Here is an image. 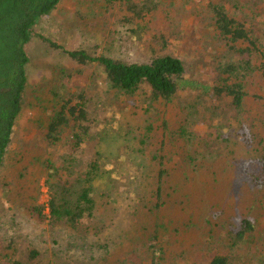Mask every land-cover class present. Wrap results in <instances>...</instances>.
Wrapping results in <instances>:
<instances>
[{
    "label": "trees",
    "instance_id": "1",
    "mask_svg": "<svg viewBox=\"0 0 264 264\" xmlns=\"http://www.w3.org/2000/svg\"><path fill=\"white\" fill-rule=\"evenodd\" d=\"M64 1L0 0V175L7 169L19 119L27 106L42 110L33 133L45 145L46 152L53 149L50 155L54 156L59 153V147L63 150L67 147L66 152L56 159L50 157L42 161L30 154L33 161L23 166L30 176V169L40 165L41 178L48 189L46 204L35 205L34 199H24L18 188L10 183L3 185L4 198L12 197L18 209L31 214L29 216L34 217L37 224L45 226L53 239L62 234L69 236L68 245L77 249L80 259L70 262L73 248L59 249L56 256L62 264H87L89 259L98 260L95 254L98 252L87 240L86 234L91 228L84 227L82 223L87 218L100 219L98 195L102 192L109 204H118L122 198L127 199L124 196L134 195V199L143 201L146 215L156 217V221L152 229L143 223V231L136 240L121 243L126 255L123 264H183L179 259L183 256L188 258V251L178 237L182 230L191 229L192 222L186 225L179 222L173 229L166 215L159 218L158 214L171 204L175 194L181 192V185L190 184L194 174L199 172L189 173V166L201 169L206 160L209 163L216 161L210 157L211 150L226 140L231 141L228 135L233 121L241 126L238 137L246 140L248 147L255 146V124L245 118V114L249 89L264 84V27L263 34H259L236 16L238 12L243 13L244 7L252 12L258 11L264 0L211 2L207 21L212 25L213 38L219 47L224 48V53L212 65L213 71L208 76L211 80L213 78L211 83L208 82L210 84H198L195 79L189 78L185 58L166 52L175 38V29L160 19L156 0H107L109 6L117 5L122 12L112 15L108 54L99 55L97 45L69 51L64 45L49 41L74 67L58 68L59 76L47 101L50 104L43 99L39 101L43 105L38 106L30 102L28 92L31 59L27 48L36 36V28ZM153 23H157L155 29ZM88 25L94 31L98 28L97 15L85 28ZM166 29H169L168 34ZM82 35L94 36L87 30H82ZM97 71L105 75L111 90L116 91L113 98L105 100L111 108L137 99L140 100L137 107L143 113L158 116L160 112L156 104L159 102L172 104L188 94L201 95L203 106L181 103L183 114L172 136L174 143L180 139L186 143L188 151H194V156L185 155L181 164L174 163L168 157L173 155L167 152L164 140L160 147L151 151L148 162L137 163L134 155L145 154L147 147L153 145L152 126L140 129L139 133L129 132L126 137L121 134L122 129L111 128L112 120H104L106 127L97 134V126L102 121L91 118V114L98 112L99 102L104 96L94 93L93 88L80 90L75 85L69 87L66 84L67 80L77 81L74 84H78L83 79H89L95 86L91 78ZM196 74L200 77L199 71ZM219 99L234 108V117L220 113L222 105L213 102ZM200 131L204 135L197 148L192 149ZM105 137L123 138L124 144L118 155L100 150ZM259 146L263 150H255L256 154L252 157L253 162L258 163L257 170L248 166L241 175L256 195L255 200L247 209V214L237 220L233 217L216 225L207 223L211 228L198 240L201 249L190 253L194 257L200 253L198 261L201 264H264V143L260 141ZM21 154L22 151L17 156ZM13 161L12 171L16 173L22 162L16 158ZM19 174L25 178L22 171ZM13 178L16 183L18 179ZM124 185L128 186V191L123 194L118 188ZM147 187L151 190L150 206L144 196L147 193L142 192ZM176 203L185 206L184 201L177 200ZM172 206L175 207L174 203ZM103 226L104 223L98 222L94 227L97 235ZM28 246L24 253L25 262L4 257L5 261L0 264H54L46 260L36 245L30 243ZM141 248H147L146 253Z\"/></svg>",
    "mask_w": 264,
    "mask_h": 264
},
{
    "label": "rangeland",
    "instance_id": "2",
    "mask_svg": "<svg viewBox=\"0 0 264 264\" xmlns=\"http://www.w3.org/2000/svg\"><path fill=\"white\" fill-rule=\"evenodd\" d=\"M214 1L217 0H156L161 12L160 19L170 28L175 29V38L171 41L166 52L185 58L189 78L195 79L198 84H210L213 81V78L211 80L208 77L213 71L212 65L224 53V48L219 47L217 41L213 38L212 25L207 21L211 2ZM242 11L243 13L238 12L236 18H240L241 23L257 30L259 34H263L264 3L256 12H252L247 7H244ZM121 13L117 5L109 6L107 0H65L62 2L58 9L36 28V36L27 48L31 59L28 66L30 102L42 106L43 103L40 104L39 101L45 99L44 101L50 104L47 101L49 100L50 91L56 83L55 79L59 76L58 68L66 67L69 69L74 67V64L64 58L60 51L54 49L49 41L64 45L69 51L77 50L83 46L97 45L99 55L108 54L110 49L108 33L112 25V15H120ZM80 14L86 18H82ZM96 15L98 30H91L90 25L85 28L88 22L90 23L91 20L96 19ZM152 26L155 29L157 23H153ZM82 30H87V33L93 32L94 36H84ZM165 32L168 34L169 29H166ZM139 50L137 47L138 52ZM198 71L200 77L196 74ZM91 79H93L95 86L92 85L89 79H83L78 84H74L77 81L67 80L66 84L69 87L75 85L80 90L93 88L95 89L94 93L104 96L103 100L99 102L98 112L91 114V118L102 121V124L97 126V134L106 127L104 120H112L111 128L122 129L120 132L123 136H126L129 132L139 133L140 129L145 130L147 126H152L154 129V134H152L153 145L147 147L145 154L137 153L136 156L134 155L137 163L148 162L151 151L160 147L164 140L167 145V152L173 155L169 154L168 157H171L174 163L181 164V158L185 155L194 156V151H188L186 143L181 139L178 143H174L172 136L178 128L177 123L183 114L181 105L184 103L203 106L204 101L201 99V95L188 94L172 104L159 102L156 104V108L160 114L149 116L137 107L140 102L137 99L135 100L136 103L124 102L120 107H109L105 100L107 97L113 98L116 91L111 90L106 82L105 75L99 71L94 72ZM249 92L245 118L255 124L254 133L257 134L255 146L248 147L247 141L238 137L237 133L241 126L238 122L233 121L232 129L228 135L231 141L226 140L219 147L211 150L210 157L216 161L209 163L206 160L205 166L200 163L201 169L200 167L195 169L189 166L187 168L189 173L192 171L199 172L194 174L195 177L190 184L181 185V192L175 194L170 201L171 204L162 213L158 214L159 218L166 215V220L171 221L173 229L179 222L185 225L192 222L191 229H187L185 232L182 230L181 236L178 237L183 242L184 249L188 251V258L183 256L179 259L182 260L183 264H189L190 262L201 264V261H198L200 253H197V257L190 255V253L201 249V243L198 240H201L204 233L211 228L208 226V222L216 225L221 223L222 220L224 222L225 220L230 221L233 217L237 220L243 214H247V209L252 206L255 200L256 195L251 192L241 175L244 174L248 166H253L255 171L257 170L258 163L253 162L252 157L256 154L255 150H263L259 143L260 141L264 143V84L261 87L259 85L252 86ZM199 98L200 100L197 101ZM213 102L222 105L220 113H226L234 117V108L227 104L225 100L219 99ZM41 113L42 110H39L38 107L27 106L24 110L19 119L11 152L8 155L7 169L0 175V263L5 261L4 257L20 259L25 262L24 253L30 243L36 245L45 255L46 260L54 264H62V261H59L56 256L59 249L73 248L69 258L70 262L80 259L77 255V249L68 245V235L62 234L59 235L60 237L55 236L53 239L46 232L45 226L37 224L36 219L29 216L31 214L20 211L19 207L12 202V197L6 199L3 195V185L10 183L18 188L24 199H34L35 205H44L48 202V189L45 187L44 179L41 178L40 165L37 164L36 167L30 169V176L29 172L23 169V166L33 161L30 154L41 158L42 161L50 157L56 159L59 154L63 155L66 152L67 147L65 150L59 147V153L56 152L54 156L50 155L53 149L46 152L45 145L33 133L35 122L39 119ZM219 127L223 128V126ZM202 135H204L203 131L196 134L198 137L196 146L192 149L197 148ZM122 139L105 137L100 150L110 155H118L124 144ZM37 144L38 148L36 147ZM20 151H22L21 156H17ZM201 152L203 153V151ZM24 155L25 157H22ZM13 158L21 159L22 164L18 170L22 171L25 178L20 177L19 171L13 173ZM13 177H16L19 182L15 183ZM118 190L124 194L128 191V186H121ZM142 192L147 193L144 196L150 206L149 194L151 190L147 187ZM133 196H124L127 199L122 198L118 204H109L103 197L102 192L98 195V215L100 219L87 218L82 224L86 228H91L90 233L86 234L88 235L87 240L98 252V254H95L99 262L89 259L87 264H123L126 255L123 253L121 243L136 240L137 236L143 231V223L148 228H153L156 217L146 215L148 213L143 201L134 199ZM177 200L184 201L185 206L178 205ZM173 203L175 207L172 206ZM30 204H33V202H30ZM217 213H221V215L216 216ZM98 222L104 223V228L97 235L94 227L97 226ZM141 251L146 253L147 248H141ZM109 252L110 255H108Z\"/></svg>",
    "mask_w": 264,
    "mask_h": 264
}]
</instances>
